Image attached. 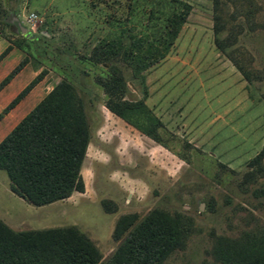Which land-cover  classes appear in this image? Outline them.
Wrapping results in <instances>:
<instances>
[{"label": "rangeland", "instance_id": "obj_1", "mask_svg": "<svg viewBox=\"0 0 264 264\" xmlns=\"http://www.w3.org/2000/svg\"><path fill=\"white\" fill-rule=\"evenodd\" d=\"M182 1L188 18L167 54L150 47L117 62L124 99L143 101L159 119L149 136L105 107L95 82L105 70L78 63L99 40L119 35L105 6L0 0V39L25 47L48 86L60 80L51 65L80 69L72 82L90 128L83 192L33 206L0 170L3 223L14 231L76 228L101 253L99 264L120 242L119 220L153 209L191 219L183 246L162 264H222L224 239L264 226V0ZM14 17L37 37L31 48Z\"/></svg>", "mask_w": 264, "mask_h": 264}, {"label": "trees", "instance_id": "obj_2", "mask_svg": "<svg viewBox=\"0 0 264 264\" xmlns=\"http://www.w3.org/2000/svg\"><path fill=\"white\" fill-rule=\"evenodd\" d=\"M107 1L98 0L91 6L106 7V21L118 28L119 35L99 40L88 55L78 58V63L104 69L95 82L107 96L105 107L151 136L159 119L143 101L124 99L126 84L117 73V62L150 47L167 54L187 21L189 5L182 0H113L108 7ZM24 40L31 48L37 37ZM12 46L22 50L25 57L0 81V90L28 62L29 51L11 43L0 53V59ZM51 68L59 73L60 80L0 140V170L6 173L11 191L33 206L62 201L84 190L81 165L90 143V128L83 99L72 82L80 69L68 72ZM45 73H37L16 94L0 111V119ZM258 158L250 164L256 165ZM136 219L131 215L119 220L114 234L120 242L105 264H162L183 246L191 226V219L162 209L150 210ZM101 257L76 228L14 231L0 220V264H99ZM219 259L222 264H264V226L235 239H224Z\"/></svg>", "mask_w": 264, "mask_h": 264}, {"label": "crops", "instance_id": "obj_3", "mask_svg": "<svg viewBox=\"0 0 264 264\" xmlns=\"http://www.w3.org/2000/svg\"><path fill=\"white\" fill-rule=\"evenodd\" d=\"M8 45H10V43L6 42L5 40L0 39V53ZM24 57H25V53L22 50H20L16 46H12L11 49L0 59V81L21 60H23ZM36 75H37V70H34L31 64L26 63L13 76V78H11V80L0 90V111ZM47 83L48 81L46 80V76L45 77L43 76V78L16 105L0 119V140L54 86L52 85L50 87L47 85ZM81 170H82V165H81ZM81 175H82V172H81ZM84 187H85V182H84Z\"/></svg>", "mask_w": 264, "mask_h": 264}, {"label": "water", "instance_id": "obj_4", "mask_svg": "<svg viewBox=\"0 0 264 264\" xmlns=\"http://www.w3.org/2000/svg\"><path fill=\"white\" fill-rule=\"evenodd\" d=\"M11 21L15 23L17 27L16 32L20 33L23 36L31 37V39L34 38V34H30L28 32V28L25 25H22L17 17H14Z\"/></svg>", "mask_w": 264, "mask_h": 264}]
</instances>
